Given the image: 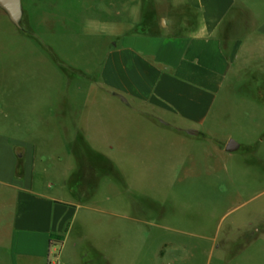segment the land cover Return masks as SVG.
Segmentation results:
<instances>
[{
	"label": "rangeland",
	"instance_id": "374dc122",
	"mask_svg": "<svg viewBox=\"0 0 264 264\" xmlns=\"http://www.w3.org/2000/svg\"><path fill=\"white\" fill-rule=\"evenodd\" d=\"M112 1L113 25L134 20L128 0ZM22 3L21 27L0 7V137L53 136L45 146L53 155L85 149L58 141L65 119L93 137L88 157L66 159L77 215L48 264H264L258 97L214 111L192 135L164 127L89 90L105 52L88 24L92 0ZM60 177L47 175L54 189Z\"/></svg>",
	"mask_w": 264,
	"mask_h": 264
},
{
	"label": "crops",
	"instance_id": "0c3cea01",
	"mask_svg": "<svg viewBox=\"0 0 264 264\" xmlns=\"http://www.w3.org/2000/svg\"><path fill=\"white\" fill-rule=\"evenodd\" d=\"M127 4L134 20L113 25V1L92 0L88 24L105 52L89 90L123 109L137 106L164 127H189L188 135L230 102L243 109L258 97L264 106V0ZM69 123H60L58 141H83L84 150L53 155L45 148L53 136L0 137V264H48L53 245L69 235L77 210L66 197V159L86 158L93 141L88 129ZM51 174L63 176L58 189Z\"/></svg>",
	"mask_w": 264,
	"mask_h": 264
},
{
	"label": "water",
	"instance_id": "95a60500",
	"mask_svg": "<svg viewBox=\"0 0 264 264\" xmlns=\"http://www.w3.org/2000/svg\"><path fill=\"white\" fill-rule=\"evenodd\" d=\"M0 7L8 14L14 25L21 27L24 13L22 0H0ZM238 148L239 144L234 140H230L226 146V149L229 152H234Z\"/></svg>",
	"mask_w": 264,
	"mask_h": 264
}]
</instances>
